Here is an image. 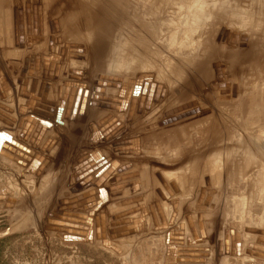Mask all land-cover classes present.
Masks as SVG:
<instances>
[{"label": "rangeland", "instance_id": "1", "mask_svg": "<svg viewBox=\"0 0 264 264\" xmlns=\"http://www.w3.org/2000/svg\"><path fill=\"white\" fill-rule=\"evenodd\" d=\"M36 7L44 9L45 37H38L46 43L25 51L27 57L31 56L27 58L30 64L34 56L39 59L38 67L35 64L33 71H27L22 68V59L16 61L11 55L18 48L14 46L20 45L12 42V13L19 10L18 18L20 13L25 14V23L21 22L19 29L31 37V28L36 26L31 10ZM222 30V38L239 33L245 46L224 47L221 40L217 42ZM16 31V39L20 41ZM70 44L81 52L73 63L67 62ZM118 45L122 54L116 57ZM46 55H52L55 63L54 70L48 71L55 74L53 77L42 75L43 66H50L45 61ZM67 67L79 68L84 75L77 85L81 94L76 115L72 122L63 123L60 118L57 120L62 88L75 82L67 79ZM0 69V131H8L19 141H25L30 150L27 154L31 156L26 157L27 162L41 155L42 159L48 156L49 162L53 161L50 171L38 181L33 179L32 172H22L13 160L0 154V193L9 190L21 208L0 205V233L14 229L13 234L0 239V264H173L168 263V256L181 243L184 232L180 233L177 224L183 222L185 214L190 218L196 211L207 218L212 245L218 242L217 234L225 227L243 236L249 227H264V158L257 155L264 150V0H0ZM224 82L236 84L237 98L230 93L220 95L218 84ZM143 89L145 95L141 93ZM150 89L151 99L147 96ZM115 93L120 96L126 93L125 104H132L128 121L126 105L120 104L116 110L111 107L117 105L104 100L120 102ZM69 97L71 94L65 97L67 101ZM107 113L109 118L111 114L118 113L117 118L122 115L118 119L125 126L113 119L114 127L104 132L105 143L100 144L94 141L89 128ZM30 114L51 124L31 144L19 131ZM97 125L103 126L104 120ZM110 131L115 132L108 137ZM55 142L60 146L57 155L51 157L46 152ZM96 148L102 159L118 160L121 172L135 169L140 173L143 185L142 192L136 191L137 194L143 195L146 207L160 202L172 213L176 210V227L171 222L164 226L148 223L150 214L144 208L145 230L138 228L139 232H135L138 236L116 245L105 239L109 247L103 239L94 238L95 217L101 216L94 215L105 212L114 225L115 207L125 204L117 202L132 196L126 189L113 194L96 209L93 206L69 209L70 202L89 193L74 199L92 182L84 181L89 177L93 180L87 172L84 175L88 177L85 180L79 177L81 181L71 189V167L87 159ZM101 160L90 162L86 169L97 171L106 162ZM93 164H97L96 168ZM64 165L69 168L70 183L66 185L65 181L66 188H61L62 193L59 190L57 196L54 182ZM93 176L96 178L98 174ZM112 183L115 181L111 180L109 185ZM203 195L209 202L205 201L206 196L204 201L201 199ZM49 206L48 214L38 224L35 218L39 211ZM65 213L88 215L90 223H74L64 229L88 228L86 238L92 235L93 240L65 241L66 232L49 223V220L64 221L60 218L66 217ZM206 264H264V261L257 257L245 262L240 257L226 263L222 258H214Z\"/></svg>", "mask_w": 264, "mask_h": 264}, {"label": "bare ground", "instance_id": "2", "mask_svg": "<svg viewBox=\"0 0 264 264\" xmlns=\"http://www.w3.org/2000/svg\"><path fill=\"white\" fill-rule=\"evenodd\" d=\"M43 10H44L43 8L42 9H39V7H36L35 9H32L31 10V12L33 14V17L36 20V22H35V24H36L35 28H31L32 29V31H31V33H32L31 34V37L30 36H25L23 34V32H21L20 29H19V28H21L20 23L21 22H24L25 23V14L24 13L23 14L20 13L19 14V18H18V15L17 14L19 13L18 12L19 10H17V11L15 10V12L13 10V13H12L13 14L12 32H13V39H14V40L12 39L13 40L12 42H14L13 43L14 45H16V43H17L18 45L20 44V45H23V46L22 47H20V45L19 46H17V45L14 46V47H18V48H15L14 51L12 50L13 53L11 55H12L13 59L16 60V61H19V60L22 59V61H21L22 62V64H21L22 65V68L23 67L26 68L27 71H29V69L33 71V68H34L33 65H35V64H36V67H38L37 66V64H38L37 62H38L39 59L36 58V56H34V54H33L34 60L30 64V61L27 60V58L29 59V57H31V56L28 55V57H27L25 54L28 53V52H25V51H27L29 49V47H33V49L35 50V47H37V46H39V44H42L43 42H45V41H43V38L42 37H38L39 35H42L43 37H45V32H46L45 25H44V21H43V18H44V12H43ZM15 14H16L17 18L15 17ZM18 24H19V26H17ZM4 25H2V26H4ZM36 27H37V29H36ZM2 29H3V31L5 30V28H3V27H2ZM15 31H16L17 37L19 38L20 41H18L16 39ZM7 33H8V31H7ZM223 33H224V30H222L220 32L219 37L217 39V42L219 40H221V42L224 45V47H227L228 49H235V48H237V46L238 47L245 46V42L241 39V37L239 36V33L233 32V33H231L232 37L230 35H225L222 38ZM46 37H47V35H46ZM227 41L230 42V43L232 42L235 45H233V44L231 46L230 45H227L228 44ZM224 42H226L227 44L225 45ZM40 46H39V48H40ZM67 47H68V52H69L68 56L66 55L67 56V60H68L67 62H70L69 60H71L72 63L75 60L77 61L78 58H79V56H80L79 53H81L80 50H79V53H78V50L76 49V47L72 46L71 44L68 45ZM44 48H45V46H44ZM120 48H121L120 46L115 48L117 51L115 50L116 53L114 54V56H116V55L121 56L122 51H121ZM78 49H81V48H78ZM49 52H51V51L49 50ZM43 56H45V55H43ZM46 56H48V58H46L45 61L50 62V66H48V65L46 67H45V65L43 66L44 67V72H42V75L45 78L48 77V76H52L53 77L55 74H52V73L50 74L49 72H50V68H52L54 70L55 63H53L54 60H52V55H46ZM97 63H98V61H97ZM118 66H120V65H118ZM118 66H117V70L119 68ZM122 68H124V67H122ZM142 68H144V67L142 66ZM124 69H126V68H124ZM62 70H63V68H62ZM37 73H39V72L38 71L35 72V73L34 72H31V75H35ZM83 75H84V72L81 69L74 68V67H67V74H66L67 79H69V81L71 80L72 82H74V81L75 82L73 84L72 83L71 84H67V85H65L62 88V95H60V100H59V110H58L59 112H58V116H57L58 118H57V120H59V118H60L63 123L66 122V121H67L66 123L72 122L73 121V118L76 115L77 107H78V103H79L78 101H80L78 96H80V94H81L80 93L81 91H80V89L78 88L77 85L79 84L78 82H80V80L82 79ZM145 81H147V80H145ZM63 83H64V81H63ZM58 84H57V86H58ZM64 84H61V85L63 86ZM143 84H145V82ZM234 85H236V84H233L232 85V84H229L228 82H224L222 85H219L218 84L220 95H221V92L222 93H227V95H228V93H230V95H232L234 98H237L238 97L237 94L239 92H235V89L236 88H234L235 87ZM57 86H56V88H57ZM59 86H60V84H59ZM143 86H144L143 88H145V85H143ZM152 87H153V85H152ZM73 88L76 89L75 92H74V89ZM23 89H25V88H22V90ZM159 89H161V88H159ZM144 90L146 91V89H143V92H141L142 94L144 93ZM60 91H61V89H60ZM162 91H164V90H162ZM125 92H128V91H125ZM69 94H71V97H69V99L67 101V99L65 97L67 95H69ZM139 94H140V92H139ZM147 94H148V92H147ZM149 94L150 95H147V96H151L150 97V99H151L152 98V95H153V92L151 91V89H150ZM162 94H163V92H162ZM125 95H127V94L124 93V95H121V96L116 94V96H119L120 97V99H119L120 102H115V101H113L114 100L113 99V100H111V102H112L111 104L117 105V107L116 106L114 107V109H116V110H118V108H119L118 106H120V104H122L123 106L126 105V108H127L126 109V111H127V113H126V117L127 118L126 119L128 121V117L131 116V115L129 116V114L131 112V105L132 104H131V102H129V105H127L128 103L125 104V102H124L125 101V98H126ZM143 95H145V94H143ZM73 96H74V98H73ZM77 97H78V100H77ZM138 97H139V95H138ZM126 101H128V96H127V100ZM139 101H140V98H139ZM137 103H136V105H137ZM140 104H138V105H140ZM185 104L183 105V107L186 106ZM70 107H72V108H70ZM191 107L192 106H190V110L193 109ZM186 108H188V107H186ZM23 110H26V109H23ZM176 111L177 110H175L174 112H176ZM114 112H116V111H114ZM189 112H191V111H189ZM189 112H187V113H189ZM209 112H210L209 110L208 111H204L203 114L204 115H207ZM138 113H140V112H138ZM118 115H119L118 113L113 114V115L111 114L112 118H109L110 117V113H107L106 115L103 116V118H101L100 120H98L94 124L96 126L93 125L91 127V125L89 124L90 125V128L89 129H90L91 134H93L94 141H96L97 143H100V144L101 143H105V140H104L105 139V136H104L105 134H104V132L106 130L112 129L114 127L115 122L111 123V121L113 119L117 118ZM121 116L118 117V118H120V120H121ZM118 118H117V123L118 122H120V124L125 123L123 121L121 122ZM24 119H26V120L23 123H21V127L22 128L19 131L22 134L21 136H23V139L24 140H28V142H30L29 144H31V140H35L34 143H36V141H37L40 133L44 130V128L45 129L46 128L48 129L50 127V125H51L50 123H46V122L43 123L42 121H39L38 117L36 118V117L32 116L31 114H30V116L28 118H24ZM101 120H104V125L103 126L102 125H100V126L97 125L98 122H100ZM162 121H165V120H162ZM19 122H22V121L19 120ZM17 125H19V124H17ZM106 125H108V126H106ZM123 125L125 126V124H123ZM105 127H107V128H105ZM115 128L117 129V127H115ZM7 132L4 133L2 130L0 131V154H2L3 156H5L7 158H10L11 160H13V163L17 164V167L22 172H24L25 170H28L29 172H32L33 173L32 177H33L34 180H38L39 181L40 179L44 178L45 175H46L45 173H48L50 171V169L52 167L53 161H50L49 162L48 159H50V158L47 159L48 156L46 158L42 159L41 158L42 155H41V157L40 156L39 157L37 156L36 158L33 157L32 160H31V162H27L26 157H29V155H30V154L29 155L27 154V152L30 151V150L27 149L28 148V145H26V143H24L25 141L24 142L23 141H19L20 139L18 140V137L17 138H15V136H14V138L13 137H10ZM112 132H115V131H110L109 133H107L108 134V137L110 136L109 134H111ZM35 135H36V137H35ZM113 139H116V137L113 138ZM59 146H60L59 142L53 143L52 146H50V147L47 146L49 149L47 150L46 154L49 153V155L51 157L56 156ZM97 146H98V144H97ZM60 149H61V147H60ZM53 151H54V154L52 153ZM93 152H94L93 154H91V155L89 154L88 155V158L87 159H85V160L81 161L80 163L75 164L73 167H71V169H73L72 170L73 177H72V180H71V189H72L73 185L76 188L77 184L81 181V178H79V177L82 176L83 180H85L87 178L84 175L85 173L90 172L91 177L93 178L92 182H90L86 187H84L87 190L84 189V191H81L79 194H76L75 197H74V199L78 198L79 195H83V194L89 192L88 194H85L83 197H86V196L93 197V198H95L94 200L96 202L100 200V203L98 205H92L93 207L91 206L92 208L96 209V208L99 207V205L101 203H103V202H105L107 200H110L111 199V196L113 194L116 195V194H118L121 191L126 190V189H128L127 191H130L132 193V196L131 197H128L127 196L128 199H122V200H119L117 202V203H119V202H125V204L123 205V207H118V206L115 207L117 210H115L116 213L114 212L115 213L114 214L115 218H114V221H113L114 222V225H113V223L111 225V220H113V219L110 218L111 219L110 220L109 219V216L107 214H105V212L97 213V214L94 215V216H96V215H101L102 216V214H103V216L105 218V224H104V218H103V224L107 226V232H105V239L107 241H109L113 245H116L115 243H118V242L121 243L123 241L129 240V239H132L133 237L138 236V234L135 233V232H137L138 228L139 229L141 228V230H145L144 229L145 228V224H144V218H143L144 208H148V211H149V214H150V218L148 219V223L151 222L152 225L158 223L161 226H164V224L169 225V223L171 222L170 221V218H171V216L174 213H172L171 210H169V208H166V206H164L165 204L163 205V203L161 204L160 202H158V203L157 202H153V205H151L150 207H146L145 206V203L146 202L144 203V201H142L144 199L142 197L143 195L137 194V192L139 193V191L141 190V186L143 185V182L140 179L141 176H139L140 173L136 172L135 169H130L129 171L123 170L121 172L120 169H119L120 167H119L118 160L109 161V159L107 157L106 158L103 157V159H102V154L99 152V149L98 148L94 149ZM257 155L258 156H262L264 158V150L263 151L260 150V152H257ZM91 157H93L94 159H92ZM66 160H68V159H66ZM99 160H101V162L103 160H105L106 162L105 163H101L102 165H99L97 171L94 170L95 171L94 172L93 169H91V170L88 171V169H86V167H87L88 164L91 165V163L93 161H99ZM110 160H111V158H110ZM28 161H30V160H28ZM46 165H48V166H46ZM80 165H82V166H80ZM93 166H95V168H96L97 164H93ZM131 166H133V165H131ZM65 167H62V169L59 172L60 173L59 177H57L55 179V182H54L56 189H53V190H57L56 191L57 196L60 195V192L62 190L61 188H64V189L66 188L64 186L65 181H66V185L68 183H70L69 176H68L69 175V168L68 167L65 168ZM90 168H92V167H90ZM114 170H115V173L113 172ZM121 170H122V168H121ZM78 171H79V174H78ZM96 173L98 174V176L96 178H94L93 175L96 174ZM76 179H78L79 181L76 180ZM111 180L115 181V183L114 184L112 183V185H109V183H110ZM89 181H91V178L90 177L88 179H86L84 182L88 183ZM123 185H126V186L124 187ZM143 187H142V189H143ZM166 187H168V186L166 185ZM67 188H68V186H67ZM110 188H113V191L112 192L108 191V189H110ZM59 190H60V192H58ZM9 192L10 191L7 190L5 192H1L0 193V205L1 206L3 205L4 207H6L8 205L7 207H12L13 209H15V208L17 209L18 207L20 208V206L18 205V201L16 200L15 195H11ZM140 192H142V191H140ZM91 193H94V194L93 195H90ZM127 193H129V192H127ZM206 195H207V193H206ZM206 195L200 196L201 199L203 200L204 199V196H206ZM105 196L107 197L106 199H105ZM125 196H126V194H125ZM198 196H199V194H198ZM5 197H7V198H5ZM83 197H81V198H83ZM196 198H198V197L196 196ZM206 198H208V197L207 196L205 197V201H207ZM48 199L51 200V199H53V197H49ZM174 201H176V200H174ZM201 201L199 199V202L200 203H201ZM72 202L74 203V201H72ZM199 202H196V203H199ZM207 202H209V201H207ZM203 207H205V204H204ZM13 209H10V210H13ZM49 209H50V206H49V208H45V210L39 211L40 214L38 213V215H37L38 218H35L38 224L40 223L41 220H43V218L45 217V215L48 214ZM19 210H21V208ZM175 211L173 209V212H175ZM82 212H85V211H82ZM84 216H88V215H84ZM188 216L189 215H186L185 214L183 222H182V220H181V222H178V224L176 222V224L178 226L180 225V228H181L180 229V233H181V231L182 232L184 231V232L182 234L183 237L181 238V243L178 244V245H176V246H174L175 248L171 249V251H170V255L171 256L169 255L168 256V260H167L168 263L174 262L173 264H206V263H209L211 261V259H214V258H217V259L222 258V260L227 263L231 259L238 260L240 257L245 262L247 261L248 258L255 259L257 257L258 258L260 257L264 261V227H254V226L249 227V229L247 230L246 236L240 235L239 232H237V231H234V232H232L231 230L228 231V229H227L228 227L227 228L225 227L220 232V234H217L218 235L217 236L218 237V242L212 245L210 243V240H211V237H212V235H211V232L212 231H210V229L208 227V223L206 221L207 218L206 219L204 218L205 215L202 212H200V211H196L194 215H190V218H187ZM60 219H63L64 220V223L65 224H68V226L69 225L70 226H73L74 223L75 224L84 223V221H80L79 222V220L77 221V219H72L71 217H68V216L63 217V218H60ZM53 222L54 221L49 220V223L50 224H53ZM60 222H62V221H60ZM87 222L90 223V218H89V220ZM148 223L146 221L147 228H148ZM141 224H143V225H141ZM87 225L88 224L86 223L83 226L85 227ZM254 229H256L258 231L255 232ZM93 232H94V238H96V236H95V227L93 228ZM138 232H139V230H138ZM133 233H135V234H133ZM66 234L67 235H65L63 237H68V238L71 237V238H73V236H77L74 233H66ZM91 237H92V235H91ZM115 237H119V239L118 240H112ZM217 237H216L215 241L217 240ZM87 239H89V237ZM115 239H117V238H115ZM104 242H105L104 243L105 245L109 246V244H107L106 241H104ZM242 247H243V252L241 250ZM241 253H242V255H241Z\"/></svg>", "mask_w": 264, "mask_h": 264}, {"label": "water", "instance_id": "3", "mask_svg": "<svg viewBox=\"0 0 264 264\" xmlns=\"http://www.w3.org/2000/svg\"><path fill=\"white\" fill-rule=\"evenodd\" d=\"M105 101H111V100H107V99H104ZM115 102H119L117 100H113ZM108 108H110L111 106H107ZM111 108H114V107H111ZM119 109V108H118ZM90 173V172H89ZM88 173V174H89ZM94 193H91L90 195H93ZM100 203V200L99 201H95L94 198H89L88 196L86 197H83V198H78L76 200H74V203L73 202H70V207L69 209H79V207H83L84 209L86 208H90L92 205H98ZM65 216H68V217H71L72 219H77V221L79 220L80 221H85L87 222L89 220V216H82V215H79V214H75V213H72V214H67L65 213L64 214ZM103 218L104 216H96V237L97 239H103V241L105 240V223L103 224ZM53 224L55 226H58V227H61L60 228V231H64L66 233H74L78 236V239H74L71 237H64V240L67 241V242H73V241H84V240H87V236L88 233H89V229L85 228L84 230L83 229H64L65 226H68V224H65L64 221L60 222V221H54ZM70 226V225H69ZM77 227V226H76ZM13 228H9L3 232L0 233V239H3L11 234H13ZM80 236V237H79ZM85 238V239H84ZM88 240H93V237H89ZM105 245V244H104ZM106 247H109L107 245H105ZM115 251L118 252V250L115 249Z\"/></svg>", "mask_w": 264, "mask_h": 264}, {"label": "crops", "instance_id": "4", "mask_svg": "<svg viewBox=\"0 0 264 264\" xmlns=\"http://www.w3.org/2000/svg\"><path fill=\"white\" fill-rule=\"evenodd\" d=\"M0 72H2V69H0ZM4 73H5V72H4ZM0 74H1V73H0ZM19 83H20V82H19ZM3 132L5 133V132H7V131H3ZM7 133H8V135H9L10 137H13V136H11V135L9 134V132H7ZM13 138H14V137H13ZM9 143H10V142H9ZM10 144H11V143H10ZM38 166H39V165H38ZM86 177H88V176H86ZM91 181H92V179H91ZM103 190H104V189H103ZM105 197H106V196H105ZM175 212H176V211H175ZM175 212H174V214H173V215L171 216V218H170L171 223H174V225L176 224V222H177V218H178V217L176 218V215H177V214H175ZM174 220H175V221H174ZM141 225H143V224H141ZM174 225H173V226H174ZM146 230H148L147 227H146Z\"/></svg>", "mask_w": 264, "mask_h": 264}, {"label": "trees", "instance_id": "5", "mask_svg": "<svg viewBox=\"0 0 264 264\" xmlns=\"http://www.w3.org/2000/svg\"><path fill=\"white\" fill-rule=\"evenodd\" d=\"M2 242V241H1Z\"/></svg>", "mask_w": 264, "mask_h": 264}]
</instances>
